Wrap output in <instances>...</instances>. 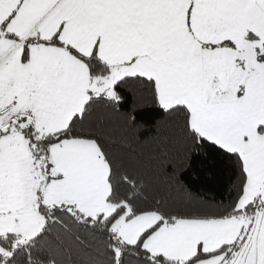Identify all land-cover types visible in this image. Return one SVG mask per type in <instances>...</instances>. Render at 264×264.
Returning <instances> with one entry per match:
<instances>
[{"label":"snow or ice","instance_id":"1","mask_svg":"<svg viewBox=\"0 0 264 264\" xmlns=\"http://www.w3.org/2000/svg\"><path fill=\"white\" fill-rule=\"evenodd\" d=\"M0 264H264V0H0Z\"/></svg>","mask_w":264,"mask_h":264},{"label":"trees","instance_id":"2","mask_svg":"<svg viewBox=\"0 0 264 264\" xmlns=\"http://www.w3.org/2000/svg\"><path fill=\"white\" fill-rule=\"evenodd\" d=\"M181 175L184 176L186 183L190 185L194 194L202 190L205 181V170L200 161L190 158L185 162Z\"/></svg>","mask_w":264,"mask_h":264}]
</instances>
